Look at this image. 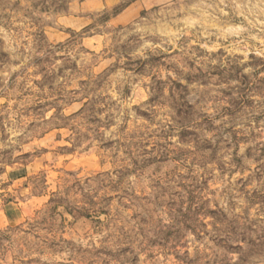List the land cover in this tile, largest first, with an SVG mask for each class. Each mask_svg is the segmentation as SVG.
Segmentation results:
<instances>
[{"label":"rangeland","instance_id":"rangeland-1","mask_svg":"<svg viewBox=\"0 0 264 264\" xmlns=\"http://www.w3.org/2000/svg\"><path fill=\"white\" fill-rule=\"evenodd\" d=\"M0 264H264V0H0Z\"/></svg>","mask_w":264,"mask_h":264},{"label":"crops","instance_id":"crops-1","mask_svg":"<svg viewBox=\"0 0 264 264\" xmlns=\"http://www.w3.org/2000/svg\"><path fill=\"white\" fill-rule=\"evenodd\" d=\"M26 207L19 205L14 207H6L0 211V221L3 226L20 221L26 216Z\"/></svg>","mask_w":264,"mask_h":264}]
</instances>
